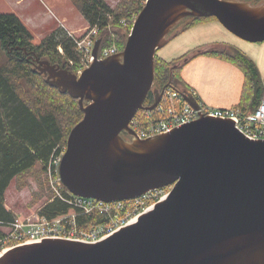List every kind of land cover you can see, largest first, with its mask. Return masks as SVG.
<instances>
[{
  "label": "water",
  "instance_id": "water-1",
  "mask_svg": "<svg viewBox=\"0 0 264 264\" xmlns=\"http://www.w3.org/2000/svg\"><path fill=\"white\" fill-rule=\"evenodd\" d=\"M188 18H216L239 39L264 42V2L148 0L123 51L100 60L99 39L93 64L79 77L36 59L46 83L77 100L84 114L60 166L72 195L113 202L174 188L135 224L98 244L45 240L9 250L0 264H264V140L209 117L144 140L129 127L170 87L155 90L153 105L144 106L158 51ZM183 96L200 107L192 94Z\"/></svg>",
  "mask_w": 264,
  "mask_h": 264
},
{
  "label": "trees",
  "instance_id": "trees-1",
  "mask_svg": "<svg viewBox=\"0 0 264 264\" xmlns=\"http://www.w3.org/2000/svg\"><path fill=\"white\" fill-rule=\"evenodd\" d=\"M73 1L80 6L89 26L100 28V35L104 32L103 37L109 46L113 38L108 35V28L117 25L123 27L121 22L129 19V24L133 23L131 19L139 15L146 0H121L116 7H112L106 0ZM243 1L257 5L263 0ZM212 20L216 21V18L187 19L182 22L178 33ZM66 35L63 31L55 32L41 44L35 45L32 33L17 16L0 14V53L4 52L9 58L0 66V227L15 221L14 213L8 211L5 206V193L10 183L32 171L38 163H42L45 169L54 151L57 154L62 150V146H66L69 133L83 118L78 101L46 85L42 76L33 71L29 60V57H34L47 60L52 65L67 63V60L74 58L76 54L71 51L73 46H70V40L68 43L63 42ZM122 39V35H118L120 51L124 46ZM60 44L64 48V55L57 50ZM227 49L206 53L193 51L169 63L157 55L154 86L162 90L170 83V88L175 91L188 93L177 84L182 67L199 55H208L228 61L244 73L245 84L239 109L243 112L253 111L264 92L258 68L242 52ZM22 80L32 83L35 89L37 99L32 104L20 91ZM153 100L151 98L148 105ZM249 107L253 109L249 110ZM69 210V205L54 200L41 209L39 217L53 219ZM3 235L0 231V238Z\"/></svg>",
  "mask_w": 264,
  "mask_h": 264
},
{
  "label": "built area",
  "instance_id": "built-area-1",
  "mask_svg": "<svg viewBox=\"0 0 264 264\" xmlns=\"http://www.w3.org/2000/svg\"><path fill=\"white\" fill-rule=\"evenodd\" d=\"M75 46V51L81 59L82 65L77 68V74H82L94 62L95 41L91 36L76 38L71 36ZM63 54V49L58 48ZM118 53V49L111 47L103 49L99 58L107 59ZM141 115H143L141 117ZM203 117L230 120L236 128L250 140H264V95L254 111L243 112L239 108L211 109L201 105L200 108L191 107L182 95L173 90H166L160 103L153 111H141L131 120L130 128L139 139H147L158 135L169 134L185 125L200 120ZM145 118V119H144ZM149 120H151L149 122ZM65 151L53 153L47 165L45 173L49 187L53 193L54 200H60L69 205L70 209L77 212L74 215L56 217L53 219H43V221L33 220L32 217L26 219H15L12 223L4 225L7 232L0 238V255L7 251L26 245L41 243L45 240H79L81 242L96 244L106 240L120 230L136 223L140 217L148 213L157 204L147 207L154 199V192L150 191L132 200L105 202L95 199L81 198L72 195L64 186L60 177V166ZM71 210V211H72ZM124 215L122 221L118 223V216ZM95 217L96 221H107L115 217V224H97L94 229L80 230L79 221L83 217ZM81 217V218H80ZM80 218V219H79Z\"/></svg>",
  "mask_w": 264,
  "mask_h": 264
},
{
  "label": "rangeland",
  "instance_id": "rangeland-1",
  "mask_svg": "<svg viewBox=\"0 0 264 264\" xmlns=\"http://www.w3.org/2000/svg\"><path fill=\"white\" fill-rule=\"evenodd\" d=\"M120 1L121 0H108V3L112 7H116V5ZM147 2L148 0L145 1L144 6L146 5ZM0 14H14L15 16H17L21 20V22L28 28V30L32 33L33 43L35 45L41 44L53 33L63 31L67 34L65 37L66 39L63 42L68 43L67 41L69 40L72 42V44L70 45L71 47L73 46L71 50L72 53L73 51L75 52V50L71 36H74L76 38L79 37L84 38L87 36H91V38L95 41H98L99 39L103 38V41L101 43V48H106L108 46L107 42L103 37L104 32L102 35H100L99 32L100 28L89 26L88 22L85 20V18L83 17L80 11V6L77 5L73 0H0ZM136 18L137 17L131 19L133 22L131 23L132 25L129 24V20H130L129 19L121 22V25H123V27H118L117 25L108 28L107 30L108 35L112 36L113 42L107 48L114 47L120 51V47L117 42H118V35L120 36L122 35L123 37L122 41L124 42V46H123L124 49L127 37L131 33ZM182 24L183 23H181L176 28L174 33H176L179 30V27L180 28L182 27L181 26ZM59 47L63 49V54H61L60 52L59 53L61 55H64L65 52L62 44H60L57 47L58 51H59L58 49ZM225 49L227 48L224 49L220 48L218 50H225ZM75 54L76 55H74V58L67 60L68 61L67 63L63 62L62 64L55 66H60L63 69H67L72 73H76L77 68L81 66L82 63L78 54L76 52ZM8 60L9 58L7 57V55L4 52H1L0 66L5 64ZM29 60L31 61L33 71L37 72L35 70L37 69L36 58L29 57ZM42 61H46V60H42ZM37 73L40 76H42V79L46 82L47 76L42 75L39 72ZM45 84L47 85V83ZM21 85H19L21 87L20 91H22L23 94L28 97L27 99L29 102H31V104L34 103V101L37 99V96L35 95V89L32 83H26L25 80H22ZM142 116L143 115H141V117ZM150 121L151 120H149V122ZM65 149H67V144L66 146H62V150L65 151ZM173 188H174L173 186H169L162 189H157L158 191L154 192V194L157 195L154 196V199H152V202L147 207L152 206V204H155L156 202H160L162 198H164L165 196L171 193ZM5 194H6L5 206L7 207L8 211L14 213L15 219H26L28 217H32L33 220L39 222L43 221V219L46 218V217H42V218L39 217V212L45 205L52 202V200L54 199L53 193L49 187V182L47 181L44 165L42 163H38L33 168L32 171L25 173L19 176L18 178H15L10 183V186L8 187ZM71 210L72 209H70L67 213L59 215L57 217L60 218L67 215H74V213L77 212L75 210L72 211ZM95 217H96L95 215L93 217H83L79 221V229L80 230L94 229L93 228L94 226L102 223L104 225H109L112 223L115 224V220H113L115 219V217L113 219H106L107 221L103 220L102 222L96 221ZM123 218H124L123 214L121 216H118V223L122 221ZM0 231H2L4 234L8 230L4 226H2L0 227Z\"/></svg>",
  "mask_w": 264,
  "mask_h": 264
},
{
  "label": "crops",
  "instance_id": "crops-1",
  "mask_svg": "<svg viewBox=\"0 0 264 264\" xmlns=\"http://www.w3.org/2000/svg\"><path fill=\"white\" fill-rule=\"evenodd\" d=\"M220 48L236 49L250 58L258 68L264 86V42H245L227 31L217 19L180 33L177 31L174 38L158 51V56L169 63L193 51L206 53ZM177 84L193 93L199 103L208 108H239L245 75L228 61L199 55L182 67Z\"/></svg>",
  "mask_w": 264,
  "mask_h": 264
},
{
  "label": "flooded vegetation",
  "instance_id": "flooded-vegetation-1",
  "mask_svg": "<svg viewBox=\"0 0 264 264\" xmlns=\"http://www.w3.org/2000/svg\"><path fill=\"white\" fill-rule=\"evenodd\" d=\"M155 90H157L156 88H152V90L149 92V94H148V96H147V98H146V101H145V105L146 106H148V102L151 100V98L152 99H155ZM122 136L126 139V140H130V137L127 135V134H125V133H123L122 134Z\"/></svg>",
  "mask_w": 264,
  "mask_h": 264
},
{
  "label": "bare ground",
  "instance_id": "bare-ground-1",
  "mask_svg": "<svg viewBox=\"0 0 264 264\" xmlns=\"http://www.w3.org/2000/svg\"><path fill=\"white\" fill-rule=\"evenodd\" d=\"M169 195H170V194H169ZM169 195H168V197H169ZM168 197H167V198H168ZM167 198H166V199H167ZM166 199H165V200H166ZM165 200H163V201H165ZM163 201H162V202H163ZM153 209H154V208H153ZM153 209H151L150 211H148V213L151 212ZM146 214H147V213H146ZM146 214H145V215H146ZM143 216H144V215H143ZM140 218H141V217H140ZM138 220H139V219H138ZM132 224H133V223H132ZM69 242H77V243H83V244H88V245L90 244V245H93V244H91V243L81 242V241H79V240H71V241L69 240ZM101 242H102V241H101ZM99 243H100V242H99ZM96 244H98V243H96ZM7 252H8V251H7ZM7 252H6V253H7ZM4 254H5V253H4ZM2 256H3V254L0 255V258H1Z\"/></svg>",
  "mask_w": 264,
  "mask_h": 264
}]
</instances>
